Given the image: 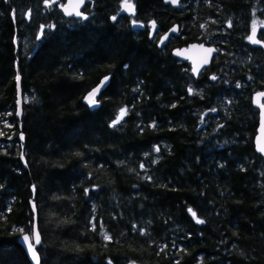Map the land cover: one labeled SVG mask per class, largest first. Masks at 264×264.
<instances>
[{"label": "trees", "instance_id": "16d2710c", "mask_svg": "<svg viewBox=\"0 0 264 264\" xmlns=\"http://www.w3.org/2000/svg\"><path fill=\"white\" fill-rule=\"evenodd\" d=\"M64 1L0 0V264H30L31 202L40 264H264V54L248 42L259 25L264 42V0H129L131 17L123 0H87L79 20ZM194 42L218 49L197 78L171 55Z\"/></svg>", "mask_w": 264, "mask_h": 264}, {"label": "water", "instance_id": "95a60500", "mask_svg": "<svg viewBox=\"0 0 264 264\" xmlns=\"http://www.w3.org/2000/svg\"><path fill=\"white\" fill-rule=\"evenodd\" d=\"M166 2H170L172 6L176 7L177 3H172L171 0H165ZM58 0H50V4L57 3ZM87 0H83V3H80V0H66V2L61 5H58L59 10L61 13L67 17H75L76 19H81L83 17V14L81 13V9L85 5ZM131 7H125L124 3L120 6L119 14L120 16H126L131 17L133 15V5L130 3ZM81 13L80 15H76V12ZM71 13V14H69ZM154 22V24H153ZM131 28L133 31H142L145 26L141 22H131L130 23ZM149 28V36L150 38H154L155 35L158 32V25L155 21H151L147 24ZM263 28V26H259L257 28H254L250 31L249 37H253V39H249V42L252 46L256 48H260L264 52V43L258 39L257 35L258 32ZM179 33V27L177 25L172 26L169 28L166 32L162 33L160 36H158L157 39V48L162 49L165 46L168 45L170 39L173 36H177ZM259 41V42H254ZM208 49H211L212 51H208ZM218 53L217 47L213 45H206L203 43H190L186 46L182 47H176L171 50V55L177 59L180 62H187L190 66L191 74L194 78H197L199 74L209 68L212 64L213 59ZM263 67H264V58H263ZM111 81L110 76H105L100 79V81L97 83L96 86H94L92 89H90L83 97V104L86 105L91 111H94L99 108V101L98 98L101 96V94L108 88ZM16 105H17V111H16V117L19 121L22 119V105H23V97H22V90H21V79L19 77V80H16ZM95 93L93 97H90V94ZM264 93V91H258L256 94L253 95L252 103L253 107L258 111V126L256 129V134L253 139V146H254V152L261 156L264 159V151L261 149H264V95H261ZM94 99L95 103H91L90 100ZM123 115H120L119 118L121 119ZM21 129V125H20ZM23 137V135H21ZM20 137V139H21ZM21 142H24V137L21 139ZM25 164V161H24ZM26 166V165H25ZM31 213L33 216V223H32V233L31 235L25 234L21 235L18 239L19 245L24 250L30 264H40V256L38 253V248L41 243V236L38 230V216H37V210L33 202L30 203ZM39 236V243L36 242V236ZM28 236L29 240L26 242L24 241L23 237ZM29 243L32 244L33 250L35 252V257H33V252L29 251Z\"/></svg>", "mask_w": 264, "mask_h": 264}, {"label": "snow or ice", "instance_id": "6c2138e0", "mask_svg": "<svg viewBox=\"0 0 264 264\" xmlns=\"http://www.w3.org/2000/svg\"><path fill=\"white\" fill-rule=\"evenodd\" d=\"M49 2V0H45V3L47 4ZM171 2L172 3H177V0H171ZM80 3H83V0H80ZM123 3H124V6L125 7H131V5H130V3H129V0H123ZM69 14H71V13H69ZM81 13H79L78 11L76 12V15H80ZM113 19H115V18H113ZM153 24H154V22H153ZM249 39H253V37H249ZM254 42H259V41H254ZM208 51H212L211 49H208ZM213 78H215V77H213ZM17 80H19V76H17ZM191 91V90H190ZM95 95V93H92V94H90V97H93ZM261 95H264V93H262ZM90 102L91 103H95V101H94V99H92V100H90ZM124 114V110H121V115H123ZM119 121V118L117 119V121H114V123H117ZM23 137H21V139H22ZM157 151H159V149L157 148L156 149ZM262 151H264V149H261ZM143 167V166H142ZM190 213H192V216H193V218H196V214H195V212H193L192 211V209H189L188 210ZM197 223H203V221L202 220H199V219H197ZM23 239H24V241H28L29 240V237L28 236H24L23 237ZM36 242L37 243H39V236L37 235L36 236ZM28 247H29V251H32L33 252V257L34 258H36L35 257V252H34V250H33V247H32V244L31 243H29V245H28Z\"/></svg>", "mask_w": 264, "mask_h": 264}, {"label": "rangeland", "instance_id": "374dc122", "mask_svg": "<svg viewBox=\"0 0 264 264\" xmlns=\"http://www.w3.org/2000/svg\"><path fill=\"white\" fill-rule=\"evenodd\" d=\"M263 42V41H262ZM264 43V42H263ZM258 92V91H257ZM256 92V93H257ZM255 93V94H256ZM102 95V94H101ZM80 131H81V126L80 125H77L76 127L72 128V130L69 132L67 138L69 140H74L78 134H80Z\"/></svg>", "mask_w": 264, "mask_h": 264}, {"label": "flooded vegetation", "instance_id": "af4514ba", "mask_svg": "<svg viewBox=\"0 0 264 264\" xmlns=\"http://www.w3.org/2000/svg\"><path fill=\"white\" fill-rule=\"evenodd\" d=\"M59 1V0H58ZM66 2V0L63 2V3H59V4H61V5H63L64 3ZM58 3V2H57ZM57 3H55V4H57ZM50 4V0H49V2H48V4L47 5H49ZM58 4V5H59ZM50 5H53V4H50ZM84 7V6H83ZM59 9V8H58ZM81 13H82V9H81ZM83 14V13H82ZM73 18H75V17H73ZM76 19V18H75ZM81 19H83V17L81 18ZM77 20H79V19H77ZM145 30H147V26L145 25V28L142 30V31H145Z\"/></svg>", "mask_w": 264, "mask_h": 264}]
</instances>
